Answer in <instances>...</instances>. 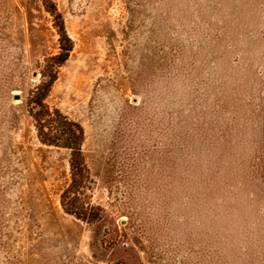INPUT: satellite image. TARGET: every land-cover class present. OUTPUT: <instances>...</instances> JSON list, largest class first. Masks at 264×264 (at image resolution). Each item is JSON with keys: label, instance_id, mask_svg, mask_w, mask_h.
<instances>
[{"label": "rangeland", "instance_id": "374dc122", "mask_svg": "<svg viewBox=\"0 0 264 264\" xmlns=\"http://www.w3.org/2000/svg\"><path fill=\"white\" fill-rule=\"evenodd\" d=\"M72 42L45 103L83 129L69 153L26 112L58 53L41 0H0V264H264V0H52Z\"/></svg>", "mask_w": 264, "mask_h": 264}, {"label": "trees", "instance_id": "16d2710c", "mask_svg": "<svg viewBox=\"0 0 264 264\" xmlns=\"http://www.w3.org/2000/svg\"><path fill=\"white\" fill-rule=\"evenodd\" d=\"M43 10L52 18L53 27L58 37V53L48 56L42 67V79L29 91L25 107L35 128L38 142L44 146L65 149L69 153L70 181L60 194L62 210L76 219L92 224L100 217L101 209L89 202H84L83 191L87 180V168L82 153V127L58 109H51L45 103L51 85L55 81V69L68 58L72 42L68 37L61 14L52 0H41Z\"/></svg>", "mask_w": 264, "mask_h": 264}]
</instances>
